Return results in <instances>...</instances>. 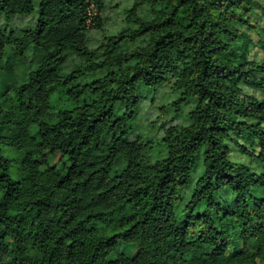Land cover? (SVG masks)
I'll return each instance as SVG.
<instances>
[{"label":"trees","instance_id":"obj_1","mask_svg":"<svg viewBox=\"0 0 264 264\" xmlns=\"http://www.w3.org/2000/svg\"><path fill=\"white\" fill-rule=\"evenodd\" d=\"M95 4L102 12L104 0ZM91 5L0 0V15L38 14L34 29L12 31L7 42L0 33V51L12 45L29 69L0 92V264H258L264 173L230 155L264 167V101L241 99L238 89L264 90L256 78L264 64L249 61L252 44L233 24H250L247 14L264 8L257 0H138L159 7L154 18L133 9L137 29L103 49L147 36L150 45L95 64L102 49L86 46L98 18ZM69 51L91 63L86 71L64 73ZM112 65L119 71L78 85ZM168 76L178 105L196 101L193 124L170 131L166 156L148 166L146 145L130 140L139 91ZM237 138L262 144V153ZM201 156L204 173L194 179Z\"/></svg>","mask_w":264,"mask_h":264},{"label":"rangeland","instance_id":"obj_2","mask_svg":"<svg viewBox=\"0 0 264 264\" xmlns=\"http://www.w3.org/2000/svg\"><path fill=\"white\" fill-rule=\"evenodd\" d=\"M137 1L138 0H104L103 11L98 12L95 0H91L90 16H92V18H98L94 23L90 20L86 46L89 50L102 49V52L93 59V63H102L112 57L133 53L138 48L150 45L151 38L147 36L136 41L126 40L110 47L107 51L103 49L109 43L110 38L118 37L123 32L137 29L130 19L133 9H136L137 15L145 21H150L154 18L155 11L159 9V7L152 8L146 5L136 7ZM257 1L258 4L264 8V0ZM246 19L250 21V24L244 25L234 23L233 26L243 35L244 43L250 42L252 44L253 50L247 54L249 61L264 64V12L262 9L255 10L247 14ZM37 21L38 14L26 17H6L2 14L0 15V33L4 35L7 42V39H10V33L12 31L16 32V35L19 36L21 31L34 29L37 25ZM15 53L16 51L10 44H7V46L0 51V92L4 90L3 87L5 85L12 84L13 80L17 83L15 86L21 84L29 71L27 64H23L22 59H24V57L20 55L15 56ZM27 60H33V55H29ZM133 64L134 63L128 65L124 64L121 67L127 68V66ZM90 65L91 63L86 58L69 51L65 58L63 71L65 74H69L73 71H86L87 67ZM118 71L119 67L117 65H112L102 69L95 75L83 77L77 83L78 85H85L86 83L101 80L109 73H116ZM256 78L264 84V75L258 74ZM174 81L175 78L168 76L163 85L157 90H150L142 87L139 91L140 107L136 119L132 124L130 140H137L146 145L143 153V163L148 166L154 165L158 160L166 156L167 148L165 140L170 136V131L179 132L182 128L189 127L193 124L190 113L195 109L196 101L189 100L188 102L178 105V101L182 98V95L175 91L173 87ZM238 89L241 99L252 98L258 101H264V90L247 84H241L238 86ZM120 115H122V112ZM248 123L255 124L251 121H248ZM237 140L255 155H260L262 153V144L256 143L254 146L241 138H237ZM8 153L12 154V151H8ZM15 156L17 157V155ZM230 161L236 165L247 166L253 172L264 173V167L257 159L252 160L239 152H233L230 155ZM57 162L58 159H50L51 164ZM203 173V156H201L194 172V179H198ZM13 177L15 178L16 176L14 175ZM184 197L185 201H187L189 194L184 195ZM224 200L226 205L232 203V200L227 195H224Z\"/></svg>","mask_w":264,"mask_h":264},{"label":"clouds","instance_id":"obj_3","mask_svg":"<svg viewBox=\"0 0 264 264\" xmlns=\"http://www.w3.org/2000/svg\"><path fill=\"white\" fill-rule=\"evenodd\" d=\"M258 264H264V259L259 260Z\"/></svg>","mask_w":264,"mask_h":264}]
</instances>
